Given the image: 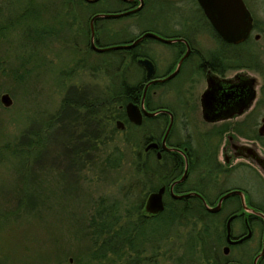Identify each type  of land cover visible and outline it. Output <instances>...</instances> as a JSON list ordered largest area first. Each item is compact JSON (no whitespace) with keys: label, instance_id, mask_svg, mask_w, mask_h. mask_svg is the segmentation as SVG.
<instances>
[{"label":"rangeland","instance_id":"rangeland-1","mask_svg":"<svg viewBox=\"0 0 264 264\" xmlns=\"http://www.w3.org/2000/svg\"><path fill=\"white\" fill-rule=\"evenodd\" d=\"M29 3L30 0H0V27L3 26L0 35V99L5 93L12 99L9 107L0 100V264H124L125 257L116 262L92 261L89 248L93 246L78 241L75 235L80 222L89 221L104 204L115 206L117 228H124L135 220L132 215L134 205L143 200L147 188L154 184L151 171L148 176L143 174L139 158L144 127H132L124 119L111 120L104 138L100 135L97 142V134L93 136L96 137L92 139L94 146L87 148V157L90 158L87 165L73 164L71 167L69 164L68 167V158L62 156V151L66 150L63 140L68 138V132L61 124L60 115L66 106L64 102H67L71 105L69 107L78 110L79 117L73 123L78 124L79 129L96 128V121L85 113L87 108H80V105L95 104L98 98L108 99L122 80L130 85L139 83L142 71L135 62L123 58L126 54L122 50L96 51L89 47L91 14L96 10L113 12L117 6H109L107 2L97 8L84 4L77 6V0H34L33 4ZM245 3L263 29L256 30L246 45L247 52L259 58L261 64L250 71L259 85L254 116L250 121L226 123L230 133L254 131L256 126H261L264 115V0H246ZM29 8L35 12L31 17ZM154 16L148 12L122 20H100L94 25L95 43L100 48H107L108 44L129 41L144 30L154 29ZM165 28L166 34L174 33V28L173 32L169 26ZM256 33L260 34L257 40L254 38ZM149 44L151 47L147 53L153 58L159 60L160 54L164 57L171 55V48L166 44L156 41ZM200 44L210 50L216 47L214 39L207 34ZM14 77L18 82L13 80ZM86 120L92 121L93 126ZM117 121L127 124L126 128H119ZM52 124L54 127L49 130ZM41 125L48 137L46 154L42 162H33V171L45 167L44 175L51 170L55 175H62V182H57L60 188L56 189H62L64 193L59 198L50 197V188L56 183L48 175L45 192L49 199L39 217L35 212H26L24 207L17 212L19 200L14 194L17 192L14 169L20 163L6 160L3 157L6 150L2 148L19 142L23 134L29 137V129L37 130ZM194 127L191 124L190 129L195 132L213 130L210 124L202 121ZM176 130L182 137L180 124ZM114 153L122 160L118 168L112 169L106 167L104 159ZM240 173L243 179H237L235 186L249 189L251 202L264 209V176L262 181V177L245 174L244 170ZM228 186L233 185L225 187ZM210 198L214 200V191ZM262 229L257 223L254 239L242 247L231 248L230 254L224 255L226 245L223 239L220 248L223 260L252 264L260 250ZM187 233V229L177 228L168 230L163 238L159 235L157 240L145 245L138 263L133 264H211L204 258L199 245L194 254L188 255L190 259L180 260L186 253ZM125 251L128 256L135 255L129 249Z\"/></svg>","mask_w":264,"mask_h":264},{"label":"flooded vegetation","instance_id":"flooded-vegetation-1","mask_svg":"<svg viewBox=\"0 0 264 264\" xmlns=\"http://www.w3.org/2000/svg\"><path fill=\"white\" fill-rule=\"evenodd\" d=\"M105 2L109 6H117L116 11L109 13L123 15L97 18L94 25H97L100 20H122L123 18L140 17L148 12L155 14L156 21L154 29L144 30L129 41L107 46L130 44L146 32H153L168 39H181L164 42L145 37L135 47L121 49L126 54L123 58L135 62L143 74L139 83L136 84L138 91L141 92L140 100L133 103L141 105L144 99V108L147 112L155 113L154 115L142 113V122L136 125L128 119L126 113V105L130 102L124 106L126 123L139 128L144 127L142 129V151L139 153L141 165L143 168L154 167L156 176H166L165 169L169 170L172 175L168 187L163 185L165 187L163 194L165 208L161 213L166 211L169 203L176 207L182 206L186 210H191L195 203L209 212L205 202L209 206H216L223 195L232 191H241L247 206L255 212L264 214L263 208L251 202L249 189L241 185L235 186L237 179H243L241 170H244L245 174L262 177L263 181L264 135L259 134V126H256L254 131L248 130L245 133L218 130L222 124L223 126L231 122L238 124L250 121L254 116L255 100L243 113H238V103L243 95H246V91L242 92L243 88L247 90L244 85L251 78L256 79L255 89L259 85L258 79L250 72L254 69L242 67L238 62L236 55L239 56V51L236 46L242 43L234 44L224 41L197 0H97L95 2L84 0V3H78L77 6L84 4L97 8ZM100 13H104L103 10H96L91 14L89 27L91 19ZM166 26H169L172 32L174 28V33L166 34ZM254 32L253 29L247 40ZM206 34L215 41L216 47L213 50L200 44L205 40ZM152 41L169 46L171 55L164 57L160 54L159 60L153 58L147 53L150 49L149 43ZM89 47L94 50L91 44ZM119 50H110V52ZM139 59H149L152 62L154 73L151 78L147 77L146 68L138 64ZM211 87L214 100L210 103V112L215 119L208 122L205 119L202 98ZM262 118L264 115L261 117V122ZM201 121L210 124L213 130L195 132L190 129L191 124L193 128H196L194 127L196 123ZM170 124L171 128L165 138ZM179 124L182 137L176 130ZM124 125L123 128H126ZM258 137L262 138L263 142ZM148 160L162 161L165 168H161V165L159 167L151 165L150 162L147 165ZM146 174L148 175V172ZM226 185L233 186L225 187ZM213 191L215 198L211 203L209 200H211L210 195ZM145 202L142 212H144ZM161 213L154 216H159ZM209 213L223 217L221 221L225 232L224 246H229V254L231 248L249 244L255 237L257 223H260L263 227L260 250L255 254L254 259L259 255L264 245V218L245 209L240 194H230L222 201L220 211ZM192 214V211L186 212V216ZM231 217H233L231 240H239L249 232L251 236L242 242L230 244L227 240V222ZM263 258L264 256L259 258L257 264H262ZM223 263L238 262L224 259Z\"/></svg>","mask_w":264,"mask_h":264},{"label":"trees","instance_id":"trees-1","mask_svg":"<svg viewBox=\"0 0 264 264\" xmlns=\"http://www.w3.org/2000/svg\"><path fill=\"white\" fill-rule=\"evenodd\" d=\"M33 1L34 0H30V3L33 4ZM77 2L84 3V0H77ZM33 10L34 9L29 8V17L33 16L35 13ZM260 26L261 25L254 19V31H263ZM0 29H2L0 30V35H2L3 26H1ZM250 40L252 39L250 38L244 43L236 46L238 48L236 49L239 51V56L236 55V57L240 66L249 68L254 67V69H257L261 65L259 58L254 56L251 52H247L246 48ZM13 80L18 82L15 77ZM136 84L137 83L130 85L125 80H122L119 88H113L108 99L100 100V98H98L95 104L80 105V108L86 107L88 110L86 109L85 113L96 121V128L93 129L92 127L91 129H89V127L83 130L79 129L78 124L73 123V121L75 122V119L79 117L76 113L78 110L69 107L71 105H67V102H64L66 106L62 108L60 121L68 132V138L63 140V145L65 144L66 150L62 151V156L68 158V167L69 164L71 167L73 164L85 167L87 161L90 159L87 157V148L89 145L94 146L92 139L97 137L96 140L98 142L99 138H101L99 137L100 135L104 138L106 127L113 120L124 119L127 121L124 106L128 102H139L140 100L141 92L138 91V86ZM86 121L92 125V121ZM130 126L136 127L133 125ZM52 127H54V124H52L49 130H52ZM220 129L227 130V126H222L218 130ZM45 131L42 125L37 130L29 129V137L23 134L19 142L16 143L14 141L15 143H9L5 148H2L6 150V153L3 152V157L6 160L20 163L19 166L14 169V179L17 181V192L14 194L19 200V203H17V212H21L24 207L27 209L26 212H35L39 217L44 208H46L49 199L45 192V183L49 181L48 175L51 176L50 178H52L53 183L57 185H53L50 188V197L54 196L59 198L61 194L64 193H62V189L57 190L60 188L57 182H62V175L53 174V170H51L48 175H44L45 167L39 168L38 171H33V162L37 163L39 160L41 161L46 154L48 137ZM112 132L116 133V130L112 129ZM96 134L97 136L93 137ZM258 139L263 142L262 138L258 137ZM121 160V157L114 153L113 155L107 156L104 159V163L106 167L115 169L120 166ZM149 162L151 165H156L158 167L161 165V168H165V164L162 161L148 160L147 165ZM150 171L153 174L152 179L154 180V184H151V188L148 186L149 188H147L143 200L134 205V209H132V215L135 218L134 221L131 220L128 222V225L124 228H117L118 218H116L115 206L107 207L104 203H101L105 206L102 205L100 209H97L95 215H93L89 221H85L84 223L83 221L80 222V227L75 236L78 241L83 243L86 241L93 246V248H89L91 260L98 263L103 261L116 262L125 257L124 264L138 263L140 255L143 249H145V245H150L153 241L157 240L159 235L162 238L165 237L168 230L184 228L187 229L188 233L185 240L186 242H184L186 253L180 258L181 261L190 259L188 255H191V253L194 254L196 247L199 245L202 249L204 258L211 264H224L220 248L225 232L224 225L217 214L209 213L195 203H193L191 210H186L182 208V206L176 207L169 203L166 211L159 216L148 215L142 212L143 202L148 194L158 190L163 185L168 187L172 177L171 172L166 169L167 175H162L161 177L154 175L155 172L153 169L151 170L150 166H146L142 170L143 174L146 172L149 174ZM150 182L153 183L151 179ZM20 191L22 193H19ZM64 191L67 194V190L64 189ZM209 202L212 203L214 201L209 200ZM189 211H192L193 214L186 216V212ZM86 245L88 246V244ZM125 249H129L130 253H134L135 255L130 254V256H128V252L126 253Z\"/></svg>","mask_w":264,"mask_h":264},{"label":"water","instance_id":"water-1","mask_svg":"<svg viewBox=\"0 0 264 264\" xmlns=\"http://www.w3.org/2000/svg\"><path fill=\"white\" fill-rule=\"evenodd\" d=\"M90 2H95L97 0H88ZM133 1V0H128ZM204 10L205 15L211 22L212 26L218 33V35L226 42L228 43H234V44H240L247 40V38L250 36L252 30L254 29V17L252 13L250 12L249 8L247 7L244 0H197ZM123 14H113V13H100L95 15L90 22V28H91V46L96 51H105V50H121V49H130L135 47L142 39L145 37L154 38L157 40H161L164 42H173V41H180L181 39H168L161 37L153 32H146L144 33L140 38L135 40L134 42L130 44H120V45H114L109 46L107 48H100L95 43V30H94V21L97 18H109V17H119ZM254 38L257 40L260 38V34H255ZM138 64L140 66H143L147 70V77L151 78L154 73V66L152 62L149 59H139ZM174 75V74H173ZM171 77V76H170ZM169 77V78H170ZM256 79L251 78L249 81L244 85L247 90L244 88L242 89V92L244 93L246 91V95L241 98L240 102L238 103L239 107V114L243 113L245 109H248L253 101L256 98ZM213 95V88L211 87L202 98V104L205 111V119L208 122H212L215 117L211 116L210 107H211V101L214 100ZM1 102L4 106H11L12 105V99L8 93H5L1 96ZM126 113L128 116V119L133 122L136 125H140L142 122V113H145L147 115H154L155 113H149L144 108V99L141 102V105H137L133 102H130L126 105ZM207 113V114H206ZM210 113V115H209ZM117 126L119 128H123V123L121 121H117ZM171 128V124L169 125V128L167 130V133L165 135V138L167 137V134ZM259 134L261 136L264 135V118H262L261 126L259 127ZM165 143V142H164ZM165 146V145H164ZM165 192V187L162 186L157 191L151 192L145 202L144 205V213L148 215H157L161 213L165 206L163 202V194ZM237 193L242 196V202L245 209L256 213L257 215L264 218V214L262 212H255L253 209H250L243 197V193L241 191H232L230 193H227L221 197V199L218 201L216 206H209L205 202V206L209 212H218L221 209L222 201L228 197L230 194ZM233 217H231L227 222V240L230 244L239 243L243 240L247 239L251 236V233L249 232L248 235L242 237L239 240L233 241L230 239L231 235V221ZM229 246H226L224 248V254L229 253ZM264 256V245L261 253L256 256L254 259L253 264H257V261L259 258ZM231 264H238V263H231Z\"/></svg>","mask_w":264,"mask_h":264}]
</instances>
